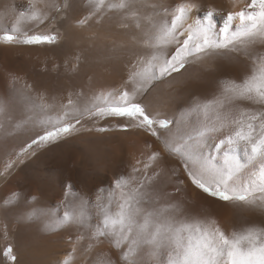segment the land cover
<instances>
[{
  "label": "bare ground",
  "instance_id": "bare-ground-1",
  "mask_svg": "<svg viewBox=\"0 0 264 264\" xmlns=\"http://www.w3.org/2000/svg\"><path fill=\"white\" fill-rule=\"evenodd\" d=\"M32 2L0 0V34L3 30L11 31L20 13H27ZM115 2L118 0H106V5ZM248 2L250 0H146L149 6L141 11L156 21H166L181 4L193 3L197 9L191 10L189 17L195 20L209 9L226 14L239 11ZM57 3L62 6L64 0H57ZM67 3L68 7L59 13L51 12V16L57 17L55 24L64 30V40L58 46L48 48L47 61H42L44 64L40 67L47 70L38 69L39 72L34 71L29 77H17L13 72L16 78L12 76L9 80L2 75L0 64V100L8 102V95L12 98L15 95L19 102L26 103L27 113H23L22 122L29 128L43 126L37 132L19 135H24L23 138H18L16 133L10 135L8 130L9 138L2 135L5 131L0 134V264H10L5 255L7 241H12L15 247L18 256L15 264H64L65 261L68 264H97L100 258L109 264H167L168 247H161L153 255L152 246L140 244L135 254L126 259L129 243H122L117 248L110 238L93 239L92 230L99 223L97 199L103 202L119 179L135 177L142 180L143 164L153 152L160 155L147 169V174L159 175L154 176L150 190L159 197L161 204L179 203V163L182 164V158L165 147L163 137L158 139L135 127L120 133L117 129L122 124L108 121L111 133L88 134L57 144L6 175L4 167L8 160L35 139L45 126L40 123L45 119V113L30 101L43 97L53 106L47 115L55 116L69 98L82 105L101 93L115 95L122 92L118 86L124 83L136 99L142 97L147 111L153 116L172 121L171 131L179 137L193 131L204 119L193 109L220 97L226 81L240 82L250 71L251 61L240 53L214 54L186 65L187 70L155 82L146 92L138 91L142 85L146 87L144 82L139 78L129 81L132 66L141 52L133 39L138 35L135 21L130 16L125 18L117 9L93 14L95 0H67ZM223 14L215 16L217 31L223 28ZM51 23V19L45 21L39 28ZM21 27L30 31L39 29L34 23L22 22ZM254 51L264 55V46L257 45ZM232 107L238 112L246 108L258 110L261 106L237 100ZM212 115L210 112L209 118ZM4 119L5 114L0 115V124H5ZM4 124H1L2 128ZM240 155L243 157V150ZM134 168L141 169V173L134 172ZM13 194H18L17 199L6 203ZM82 202L88 214L86 225L65 223L49 227L63 218L69 205L78 210ZM256 212L257 220L250 225L264 227V211L256 209Z\"/></svg>",
  "mask_w": 264,
  "mask_h": 264
},
{
  "label": "snow or ice",
  "instance_id": "snow-or-ice-1",
  "mask_svg": "<svg viewBox=\"0 0 264 264\" xmlns=\"http://www.w3.org/2000/svg\"><path fill=\"white\" fill-rule=\"evenodd\" d=\"M148 6L146 0H118L107 5L106 0H95L93 13L117 9L125 18L130 16L135 21L138 35L133 39L141 52L137 63L132 66L129 81L139 78L144 82L146 87L142 85L138 91L146 92L155 82L187 70L186 65L214 54H243L251 61L250 71L240 82L226 81L220 97L193 109L204 119L193 131L179 137L171 131L172 121L153 116L127 90L115 95L101 93L82 105L69 98L55 116L47 115L53 106L40 97L38 101L30 102L45 113V119L40 123L49 130L38 135L27 147L59 139L72 132L85 116L127 118L131 123L122 126L125 130L135 127L158 139L164 138L165 147L182 158L186 176L196 188L219 201L264 211V55L254 51L257 45L264 46V0H250L239 11L226 14L209 9L195 20L189 17L190 11L197 9L193 3L181 4L166 21H156L141 11ZM67 7V0L62 6L57 0H33L28 12L20 13L12 30H3L0 42L23 45L55 43L57 36L54 33L30 34L21 23H34L39 28L45 21L51 19L54 22L57 17L51 16L52 11L59 13ZM222 14L225 15L224 25L217 31L215 16ZM237 100L261 107L237 112L232 107ZM7 109L8 102L0 100V115ZM210 112L213 114L211 118ZM225 130L226 134H223ZM216 133L223 136L215 141L214 152L204 151ZM25 151L27 149H22L21 153ZM159 155L153 152L148 157L142 173L141 169H133L141 173L142 180L135 177L119 179L103 202L97 199L99 223L92 230L93 239L110 238L117 248L122 243H129L126 259L135 254L140 244H146L152 246L153 255L161 247H168L167 264H264V227L250 225L226 234L215 219H189L182 215L183 208L179 203H159V197L150 190L154 176L159 174H147V169ZM17 197L18 194H13L6 203L14 202ZM87 220L85 203L82 202L78 210L69 205L63 218L49 227L65 223L86 225ZM5 255L16 260L11 246ZM97 264L109 262L100 258Z\"/></svg>",
  "mask_w": 264,
  "mask_h": 264
},
{
  "label": "rangeland",
  "instance_id": "rangeland-1",
  "mask_svg": "<svg viewBox=\"0 0 264 264\" xmlns=\"http://www.w3.org/2000/svg\"><path fill=\"white\" fill-rule=\"evenodd\" d=\"M55 21L56 19L54 20V22L51 21L52 23L50 26L30 31V34L32 32L43 33V34L54 33L57 36V41L53 44L23 45V44H15V43L6 44L0 42V64L3 67V68L1 67L3 76L9 77L10 80L12 76L14 79L16 78L14 73L16 74L17 77L19 76L24 77V75L25 76L27 75L29 77L30 75H33L34 71L39 72L38 69H40V67L45 63V61H47L46 55L48 54V48L58 46L64 40V30L63 28L56 25ZM42 61L44 63H42ZM41 70L42 69H40V71ZM45 70H47V68L44 67L42 71ZM14 79L12 80V82H14ZM118 88L121 91L127 90L129 91L130 94H132V91L128 87H126L124 83L119 84ZM144 95L146 94L144 93ZM8 96H9L8 109L7 112L5 113V119L3 120L6 125L4 123H1L4 124L6 130H4L5 127L2 128L3 125L1 126L0 124L1 126L0 129H2L0 134H2L3 131H5L4 134L7 133V135L4 134L2 135L6 138L7 136L9 138L8 135L9 132L10 135L16 133L18 138H23L24 135H27L32 131L37 132L38 129H41L43 127L41 126L39 128L35 126L36 128L35 127L29 128L27 124L25 125L22 121L25 117V114L27 113L26 103L19 102V100L16 99L15 95H13V98L10 95ZM139 98H141V100L140 99H136V100L142 102V104L146 108L145 103L142 101V97L140 96ZM12 101L14 102L13 104ZM108 121H119L122 125L119 126L117 132L120 133L122 132L126 133L127 131L129 132L130 130L134 129L130 127L128 130H125L122 127L125 124L131 123L127 118L112 117V116L104 117V118L97 116H85L80 120L79 124H76L75 129L72 132L62 135L59 139L53 142H47V143L39 142L37 144L32 145L31 148H28L27 146L31 144L32 141L26 144L23 149H27V151L23 153H21L20 151L15 157L10 158L6 163L4 167L6 175L7 174L10 175L17 168V166L19 167L29 162L38 153L54 148L57 144L59 145L63 142L71 141L76 138H82L83 136L88 134L104 135L105 133H111L112 129L110 128L109 125H107ZM70 122L75 123L74 120H71ZM17 124L19 125V127H17L18 126ZM45 126L44 129H42V131L39 132L40 133L39 135H43L45 130H49L48 126L46 127ZM100 129H104V130L101 131ZM13 130H15V132ZM137 130H142V129H137ZM21 134L24 135L20 137L19 135ZM223 134H226V132ZM223 134L222 133L213 134V137L208 141V144L204 149V151L214 152L215 141L217 140V138H222ZM13 136L15 135L13 134ZM9 165H11V167H9ZM179 170H180L179 174L181 173L180 176L181 178L179 177V188L181 189V190L179 189V204L183 208V212H182L183 216H187L189 219L196 217L215 219L220 225V227L226 232V234H229L233 231L244 229L257 220L256 209L246 208L242 205L225 203L219 201L214 197L209 196L208 194L204 193L202 190L196 188L194 185L191 184V182L188 180L186 176L185 170L183 169L181 163H179ZM180 181H183V183H180ZM9 246L12 247L13 255L16 256L15 261L11 260V258L8 256L9 261L10 264H15L17 262L18 256L15 252V247L12 241L5 242L6 250Z\"/></svg>",
  "mask_w": 264,
  "mask_h": 264
}]
</instances>
